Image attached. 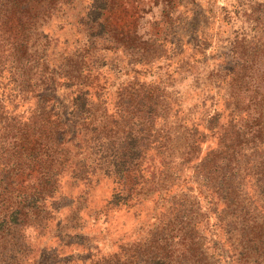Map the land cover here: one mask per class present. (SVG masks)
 <instances>
[{"label":"trees","instance_id":"16d2710c","mask_svg":"<svg viewBox=\"0 0 264 264\" xmlns=\"http://www.w3.org/2000/svg\"><path fill=\"white\" fill-rule=\"evenodd\" d=\"M74 1L0 0V44L9 46L0 48V73L23 77L0 74V264H47L30 257L24 230L58 237L53 205L68 174L85 195L100 176L111 181L95 214L146 224L111 251L55 254L49 264H264V0H204V18L186 14L198 0H88L75 26L82 47L72 48L44 28L70 17ZM189 21H202L194 47L211 62L197 75L184 52L166 47ZM97 41L130 55L131 82L110 88L111 62L92 51ZM30 97L42 103L25 117ZM118 126L130 131L115 149L108 140ZM83 144L102 154L96 173L74 152Z\"/></svg>","mask_w":264,"mask_h":264},{"label":"rangeland","instance_id":"374dc122","mask_svg":"<svg viewBox=\"0 0 264 264\" xmlns=\"http://www.w3.org/2000/svg\"><path fill=\"white\" fill-rule=\"evenodd\" d=\"M229 1L230 0H219V5L227 4ZM194 6L195 10L187 11V16L192 18L194 14H196L201 18H204V13L206 11L205 1L198 0ZM69 7L72 9L70 17H68L67 14H62V16L49 22V24L45 26L44 31L55 40L62 42L68 40L69 45H72V48L76 44H79L78 47H82L84 38L83 35L75 29L77 22L76 19L79 15L87 11L89 1L75 0L73 4L69 5ZM192 8L191 5L187 10ZM201 23L202 21H200V25ZM199 26L192 21H189L184 25L175 26L166 43L168 50H173V52L182 51L184 52V56H188L186 57L187 61L185 62V69H190L191 73L194 75L203 72L207 67H211V62L208 61V58L205 59L203 54H201L200 51H197L194 47L195 45H199L202 39V30L200 28L198 30L195 29V27L198 28ZM158 38L160 39L161 37ZM41 43L43 47L46 44L44 41ZM109 44V42L97 41L96 44L93 45L94 47L92 46V51L96 54H102L104 58L109 59V62H111V71L105 70L106 74H104V76L107 77L106 81L110 85V88H120L128 83V81L131 82L133 80V75H136L134 72L135 66L129 64L130 55L126 51L122 48H119L116 51L111 50ZM0 48L8 50L9 46H2L0 44ZM58 50L59 47L56 48L57 52ZM8 55V52H5L2 55L3 59L1 65L2 67H6V69L10 66ZM172 61H174V59H172ZM85 62L91 71H96L93 66V60L90 56H86ZM127 72H129L130 75L126 74ZM17 73L13 72L10 75L9 71H7L0 74H2L4 78L9 77L11 80L13 79L20 83L23 81V77H19V74ZM149 79L152 80V77ZM61 98L64 97L62 96ZM65 102L66 101L63 103L66 104ZM41 103L42 100L40 98L30 97L24 100L21 104L22 111L25 112L24 116L28 117L30 112ZM75 119L77 131L80 132L81 129L79 125L82 120L79 119V115H75ZM129 126L113 127L114 132L111 135L112 139L108 141H111L115 149L130 131ZM133 127L134 135L138 134V136H140L139 133H136L141 129L140 125L135 122ZM138 138L140 139V137ZM104 142L106 144L107 141ZM89 146L93 147L94 143L89 144ZM98 149L99 148H93V151H88L83 144L81 149L74 152L82 154L79 161L85 164L87 168L90 167V170L96 173V170L99 169L97 164L100 163L99 158L102 155L100 153L96 154ZM104 155H106V153H104ZM70 175L68 174V177L62 179L61 195L56 198L53 205L56 217L55 221L60 225V230L57 231L58 237L49 241L47 236L45 237L43 235L40 228L31 226L24 230L26 241L32 250L30 257L33 258L36 256L38 260L42 259L43 262H46L47 264L54 261L55 254L66 259L72 254L74 258L83 260L88 257L89 252L96 251V248L97 251L99 250L103 253L111 251L115 246L114 242L117 238H129L136 227L139 229L141 225L146 224V220L132 218L124 212H111L110 214L108 213L107 217L95 214L94 210L99 209L110 196L112 188L111 181L103 179V177L100 176L99 184H97L89 194L85 195L82 186L76 187L73 185L72 181L69 179ZM80 195H82V197H80ZM84 196L90 198H87L86 200ZM74 207H78L80 213L72 215L70 211ZM106 220H110L111 223L108 224ZM135 236L137 235L133 234L131 237L134 238ZM69 243L76 244V249L73 251L67 249L66 245Z\"/></svg>","mask_w":264,"mask_h":264}]
</instances>
